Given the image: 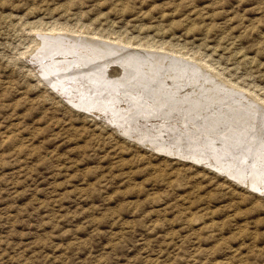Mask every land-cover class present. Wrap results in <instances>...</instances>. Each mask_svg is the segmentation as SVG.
Wrapping results in <instances>:
<instances>
[{"label":"rangeland","instance_id":"obj_1","mask_svg":"<svg viewBox=\"0 0 264 264\" xmlns=\"http://www.w3.org/2000/svg\"><path fill=\"white\" fill-rule=\"evenodd\" d=\"M262 102L264 0H0V264H264Z\"/></svg>","mask_w":264,"mask_h":264},{"label":"bare ground","instance_id":"obj_2","mask_svg":"<svg viewBox=\"0 0 264 264\" xmlns=\"http://www.w3.org/2000/svg\"><path fill=\"white\" fill-rule=\"evenodd\" d=\"M55 30L54 29H50V32L51 33H53ZM53 37V36H52ZM72 37V36H71ZM79 39V38H78ZM72 40V39H71ZM116 41V40H115ZM76 41H74V43H75ZM73 43V44H74ZM92 43V42H91ZM118 43H120V42H118ZM85 44H87V42L85 43ZM102 45L103 44H105V43H101ZM100 45V44H99ZM114 44H112V45H108V44H106V45H103V46H105L107 49H110V51H111V49H113V47H118V46H113ZM127 45H130V44H127ZM95 46V45H94ZM70 47V46H69ZM86 47V46H85ZM104 47V48H105ZM120 48V47H119ZM122 51H128V48H120ZM150 49V48H149ZM99 50V49H98ZM133 50V49H132ZM137 50V49H136ZM131 52V51H130ZM133 52V51H132ZM138 52V51H137ZM105 53H107V52H105ZM112 53V52H111ZM114 53V52H113ZM135 53V52H134ZM153 53V52H152ZM107 54H109V53H107ZM119 54H120V52H119ZM124 54V53H123ZM127 54H129V53H127ZM145 54V53H144ZM143 54V55H144ZM113 56V55H112ZM122 56V55H121ZM128 56H130V55H128ZM131 56H132V54H131ZM135 56V55H134ZM148 56H150V55H148ZM155 58H156V55L154 56ZM167 57V56H166ZM123 58V57H122ZM127 58V57H126ZM126 58H125V60H126ZM130 58V57H129ZM170 58V57H169ZM182 58V57H181ZM112 60H113V58H111ZM152 59V58H151ZM158 59V58H157ZM162 59V58H161ZM164 59V58H163ZM171 59H173V61L176 59V58H174V57H171ZM115 60V59H114ZM131 60V59H130ZM182 60H184V59H182ZM127 61H128V59H127ZM119 62V61H118ZM144 62V61H143ZM161 62V61H160ZM175 62V61H174ZM173 62V64H175ZM116 63V62H115ZM127 63V62H126ZM166 63V62H165ZM192 63V62H191ZM141 64H142V62H141ZM168 64V63H167ZM154 65V64H153ZM172 65V64H171ZM123 66H126V65H123ZM128 66V65H127ZM148 66V65H147ZM198 66H200V65H198ZM172 67V66H171ZM207 67V66H206ZM108 68H109V66H108ZM125 68V67H124ZM123 67L121 68V69H124ZM141 68V67H140ZM178 68V67H177ZM193 68V67H192ZM126 69V68H125ZM124 69V70H125ZM127 69H129V67H127ZM158 69V68H157ZM176 69V68H175ZM188 69V68H187ZM203 69H205V67L203 68ZM207 69L208 68H206V70H201L203 73H207L206 71H207ZM111 70V69H110ZM109 70V71H110ZM114 70H116V73H124V71L122 70V71H120L119 69L117 70V69H114ZM190 70V69H189ZM192 71V70H191ZM212 71V70H211ZM128 73V70H125V73ZM134 72V71H133ZM151 72V71H150ZM192 72H194V70L192 71ZM131 73V72H130ZM129 73V74H130ZM135 73V72H134ZM169 73V72H168ZM128 74V75H129ZM132 74V73H131ZM144 74V73H143ZM122 75V74H121ZM125 75V74H124ZM127 75V74H126ZM133 75V74H132ZM137 75H139V73L137 74ZM141 75V74H140ZM181 75V74H180ZM185 75V74H184ZM214 75H216V74H214ZM130 76V75H129ZM129 76H127V77H129ZM135 76V75H134ZM143 76H145V75H143ZM217 76V75H216ZM163 77V76H162ZM202 77H204V76H202ZM218 77V76H217ZM123 78V77H122ZM125 78V77H124ZM130 78V77H129ZM182 78V77H181ZM207 78V77H206ZM212 79V78H211ZM210 79V80H211ZM53 82V81H52ZM55 82V81H54ZM58 82V81H57ZM151 82V81H150ZM155 82V81H154ZM211 84V83H210ZM158 85V84H157ZM160 85V84H159ZM217 85H219L218 83H217ZM233 85V84H232ZM144 87V86H143ZM158 87V86H157ZM236 88H240V87H238V86H235ZM133 88V87H132ZM223 89V88H222ZM233 89V88H232ZM180 90V89H179ZM186 90V89H185ZM222 91V90H221ZM221 91H219V92H221ZM246 91V90H245ZM196 92V91H195ZM122 93V92H121ZM212 93V92H211ZM247 93V92H246ZM238 93H236V95H237ZM240 94V93H239ZM221 95V94H220ZM236 95H232V96H236ZM151 97V96H150ZM190 97V96H189ZM226 97V96H225ZM238 97V96H237ZM187 98V97H186ZM245 98V97H244ZM148 99V98H147ZM154 99V98H153ZM185 99V98H184ZM183 99V100H184ZM247 99H249V98H247ZM250 99H252V98H250ZM141 100V99H140ZM146 100V99H145ZM159 100V99H158ZM232 100V99H231ZM230 100V101H231ZM257 100H259V99H257ZM143 101V100H142ZM216 101V100H215ZM221 101V100H220ZM149 102H150V100H149ZM157 102H159V101H157ZM178 102V101H177ZM245 102H247V101H245ZM260 102V101H259ZM192 103V102H191ZM209 103V102H208ZM256 103V102H255ZM262 103H264V102H262ZM126 104V103H125ZM145 104V103H144ZM147 104V103H146ZM201 104V103H200ZM261 104V103H260ZM228 105V104H227ZM258 105V104H257ZM146 106V105H145ZM152 106V105H151ZM164 107V106H163ZM207 107V106H206ZM262 107V106H261ZM142 108V107H141ZM250 108H251V106H250ZM179 109V108H178ZM208 110V109H207ZM212 110V109H211ZM155 111V110H154ZM226 111V110H225ZM228 111V110H227ZM127 112V111H126ZM171 112V111H170ZM182 112V111H181ZM194 112V111H193ZM256 112V111H255ZM262 112V111H261ZM117 113V112H116ZM130 113V112H129ZM190 113V112H189ZM246 113V112H245ZM194 114V113H193ZM248 114H250V113H248ZM119 115V114H118ZM127 115V114H126ZM166 115V114H165ZM164 115V116H165ZM175 115V114H174ZM202 115V114H201ZM254 115H256V114H254ZM176 116H178V115H176ZM141 117V116H140ZM226 117H228V116H226ZM126 118V117H125ZM152 118V117H151ZM154 118V117H153ZM158 119V118H157ZM161 119V118H160ZM252 119V118H251ZM258 119V118H257ZM127 120V119H126ZM134 120V119H133ZM152 120V119H151ZM165 120V119H164ZM174 121V120H173ZM135 122V121H134ZM228 122V121H227ZM248 122V121H247ZM125 123V122H124ZM165 123V122H164ZM125 124H127V123H125ZM128 124H130V123H128ZM225 124V123H224ZM152 125V124H151ZM130 127V126H129ZM145 128V127H144ZM172 128H174V127H172ZM138 129V128H137ZM147 129V128H146ZM241 129V128H240ZM140 131V130H139ZM220 131V130H219ZM232 131V130H231ZM240 132V131H239ZM150 133V132H149ZM167 133V132H166ZM186 133V132H185ZM191 133H193V132H191ZM242 133V132H241ZM249 133V132H248ZM246 135V134H245ZM135 136H137V134L135 135ZM158 136H160V135H158ZM239 136V135H238ZM247 136V135H246ZM214 137H216V136H214ZM254 137V136H253ZM257 137V136H256ZM140 141H142V140H140ZM151 141H153V140H151ZM250 141V140H249ZM136 142H137V140H136ZM144 142V141H143ZM190 142H192V141H190ZM216 142V141H215ZM251 142H253V141H251ZM257 142V141H256ZM154 143V142H153ZM195 143V142H194ZM148 144H150V143H148ZM155 144V143H154ZM160 144V143H159ZM227 144V143H226ZM147 145V144H146ZM146 145H144V146H146ZM156 145V144H155ZM168 145V144H167ZM157 146H158V144H157ZM192 146V145H191ZM149 147H153V146H150L149 145ZM162 147V146H161ZM155 148V147H154ZM160 148V147H159ZM215 148V147H214ZM162 149V148H161ZM186 149H188V148H186ZM168 151V150H167ZM254 151V150H253ZM192 154V153H191ZM195 154V153H194ZM178 155V154H177ZM258 156H260V155H258ZM188 157V156H187ZM209 158V157H208ZM222 158V157H221ZM215 159H218V157L217 158H215ZM206 162V161H205ZM204 163V162H203ZM238 166V165H237ZM220 170V169H219ZM236 170V169H235ZM237 171V170H236ZM246 171V170H245ZM257 172V171H256ZM235 177V176H234ZM248 177V176H247ZM244 184V183H243ZM247 185V184H246ZM250 186V185H249Z\"/></svg>","mask_w":264,"mask_h":264}]
</instances>
